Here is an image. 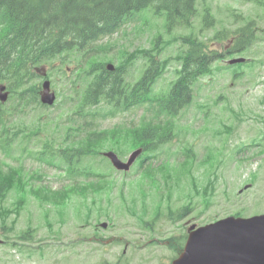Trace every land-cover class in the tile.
I'll list each match as a JSON object with an SVG mask.
<instances>
[{
	"label": "rangeland",
	"instance_id": "rangeland-1",
	"mask_svg": "<svg viewBox=\"0 0 264 264\" xmlns=\"http://www.w3.org/2000/svg\"><path fill=\"white\" fill-rule=\"evenodd\" d=\"M208 7L214 14L219 29L223 26L231 28L242 23V21H236L233 16L234 12L242 13L245 17L256 16L264 12L263 8L246 0H197L198 11L193 20V28H196L195 32L199 33V38L208 39L209 46L221 52L228 48L231 43L230 39H211L216 31L214 29L200 33L201 18L205 8ZM260 15V26L264 27L263 14ZM144 18L147 21H144ZM183 31L187 30L180 27L174 34L167 35L163 28V20L145 11L142 14H134L131 23L121 33H116L99 42L105 43L106 40H109L110 56H105V59H112L109 62L116 65L122 60V52L133 51L137 47H151L154 37L159 32L163 33L164 47L158 59H172L169 60L163 73L152 86L151 93L154 95L159 91L166 90L175 78V70L179 66L175 56L179 51L180 43L174 41V38ZM258 35L259 39L252 49L234 55V57L242 56L247 60L256 61L254 70L251 69V64L240 65L237 63L229 67L227 64L229 57L214 62L212 67L214 71L208 76L200 77L193 87L192 95L196 103L189 105L174 119L177 123V129L181 128L184 136H176L157 153L152 151V155L158 154L157 156L147 159L144 164L135 163L127 172L113 169L108 159L101 158V155H96L92 159L89 157L90 161L89 159L84 160L83 166L92 162L93 165H98L102 171H105L116 181L109 192H101L96 205H93L91 209L87 205L91 204L92 194L88 197L83 196L84 198L81 195L76 200L67 197L61 205L69 218L63 220L58 215L59 219H62L61 222L57 219L56 212L62 207L57 206L59 203L45 200L43 196L47 191L40 190L38 192L37 198L42 208L32 196L33 194H29L26 206L19 216L17 230H22L30 224L34 227L35 233L33 235H35L36 241L25 242V244L17 241V245H12L13 243L9 241L3 243L0 245V264H114L119 260L127 264H171L176 252L171 243L164 242V240L170 236H179L184 232V220L170 221L163 215L166 212V204L171 205L172 210L175 211L182 207L186 200L182 194H179L180 191L176 187H171L174 189V194L170 201H165L168 194L165 195V199L158 198L160 196L158 193H168L163 178H159L161 186H157L154 172L142 174V170L150 162H153L154 166L163 160L178 164L179 161H182L183 154L186 153L190 145L196 155L195 157H197L193 175L200 182V185L207 184L206 176H210L209 179L211 180L213 172H216L217 178L210 192V196L213 194L211 204L206 206L201 201L200 196H195L193 210L187 215V218L197 225H203L201 223L232 215L237 211L244 217L264 213V155L260 156L258 153L261 147H255L258 146L259 140L264 139V137H260V133L264 135V102L261 101V98H264V32L258 30ZM260 58L262 63L258 62ZM146 66L147 63L143 58L137 59L135 64L129 68L126 76L127 82L134 83L139 79ZM236 70H243V73L235 76ZM220 95L223 97L220 98ZM227 96L231 102L227 99L225 103ZM62 106L61 104L43 109L48 114L43 118L50 120L46 126L41 123L43 130L46 131L41 136H37L38 138H34L33 142L21 140L22 137L18 138L16 140V144H19L18 148L20 145L27 144L28 147L39 150L44 141L52 138L55 139V145H61L63 134L60 130L65 129L63 123L67 120L68 114H71L68 109ZM97 107L90 109L94 110ZM232 107L245 110L249 118L245 115L244 121L241 123L242 112L239 118L225 116L226 114L230 115ZM226 110L228 111L225 113ZM144 111L143 106H137L125 114L113 117H97V127L99 129H111L122 121L137 123ZM252 113L257 114L258 117ZM57 121L60 122V126L56 125ZM15 123L25 128L37 125L34 115L28 114L17 115ZM225 125L233 126V129L228 130ZM250 126L254 128V131L250 129ZM207 127L213 128V130L207 131ZM183 137L184 140L182 141ZM217 140L222 144L213 145V143H217ZM243 142L248 143L249 148L243 150L242 153L239 151L235 154L238 160L232 159L231 149H234V144L237 145L236 148H240L243 146ZM104 143L105 148L113 146L109 140ZM206 144L208 145L207 150ZM227 145H229V149L225 150ZM121 148L123 152L119 154L118 151L117 154L122 160H126L131 150L124 143L118 145V149ZM21 151L22 148L16 149L14 155L18 157ZM25 153L21 157L22 163L12 157H8L7 161L13 165H23L25 170L35 177L32 180L35 185L44 184L53 189H60L68 182L90 181V179L98 178L95 174L88 177L78 175L76 178H68L64 175L65 165L57 168L44 159L38 160L27 151ZM0 155L4 156L2 151H0ZM219 159L227 160L214 169L213 167L217 166ZM202 164L209 167L206 173ZM191 165L193 162L189 156L182 161V171L185 173V178L182 180L184 184L186 182L189 184L187 178L190 175ZM99 167L98 169H100ZM211 170H213L212 173H210ZM252 172H256L257 180L249 182ZM157 174L161 175L160 172ZM111 177L109 180L113 181ZM172 178L175 180L173 176ZM245 184H250L249 188L243 189ZM241 188L243 191L239 192ZM225 189L227 193H224ZM145 190L146 193H144ZM145 196L147 197L145 198ZM158 200L162 203L158 207V209L161 208V212L154 219ZM15 201L16 193L12 192L7 198L6 204L10 202L14 204ZM84 201L86 205L83 204ZM123 202L127 203L130 209H124L122 205L127 208V204H122ZM47 205L57 208L49 209L48 216L51 227L47 226L42 218V212L45 213L44 208ZM73 207L75 211L71 210ZM139 216H144L150 222L153 221L147 225L142 223L143 226H141L138 220ZM104 221L108 223L106 228L100 226V223ZM53 229H59L61 235L57 237V233H51ZM96 234L100 236L99 238L108 241L104 243L93 240L94 237H98ZM11 237L15 238L14 235ZM130 242L145 243L143 244L144 247H132ZM175 242L178 243L179 240Z\"/></svg>",
	"mask_w": 264,
	"mask_h": 264
},
{
	"label": "trees",
	"instance_id": "trees-1",
	"mask_svg": "<svg viewBox=\"0 0 264 264\" xmlns=\"http://www.w3.org/2000/svg\"><path fill=\"white\" fill-rule=\"evenodd\" d=\"M253 1L264 8V0ZM146 8L153 9L157 15L165 18L164 30L168 34H172L180 26L190 27L198 11L197 0H0V82L7 83L11 91L8 107L0 102V150L8 154L12 139L21 133L19 130L12 136L9 129L12 117L17 111L44 107L40 102V75L36 71L38 66L48 63L65 51L83 50L93 41L112 35L135 12ZM233 16L236 21L242 23L219 29L211 9L205 8L203 13L204 30H216L211 39L231 40L224 52L212 49L208 39H200L194 33L175 37L176 41L181 39L183 44L176 55L179 61V67L175 70L177 77L170 83L169 91L157 97L151 96V86L170 60L158 59L164 47L161 32L154 37L153 47L139 50L144 53L150 64L143 78L131 88L130 84L124 83L121 67L115 72H110L106 69L105 62L97 57H94L87 67H80V75L72 83V91L67 96V99L74 103L71 104L74 109L80 106L73 119H79L81 114L87 113L86 106L99 105L102 102L105 105H100L93 113L113 116L120 112H130L134 106L147 107L148 103L150 107L147 109H154L155 114L152 120L145 117L138 126L127 124L119 131L115 130L111 136L107 131L91 127L92 122L81 121L82 124L76 128V133H68L65 138L66 146L71 145L72 148L64 149L63 157L71 159L70 164L75 165L81 156L98 154L109 136L118 142V145H128L130 150L140 145L144 146L145 150H151L155 147L156 140L164 141L171 136L175 128L173 118L192 101L193 86L199 78L212 73L213 63L217 60L252 49L259 39L258 30L264 32V27L257 21L259 16L245 18L237 12L233 13ZM97 47H94V51ZM184 47L186 49H183ZM101 48L105 49L104 46ZM258 62L262 63L261 60ZM250 64L254 69L256 61L252 60ZM234 73L237 76L243 71ZM231 128L230 125L226 126L228 130ZM82 132H85L84 136L80 135ZM240 150L241 148H238L236 151ZM147 170L151 169L147 167L146 172ZM94 172L105 177V174L95 170ZM21 173L0 161V201L14 188H17L22 196L28 192L38 196L40 190L47 191L43 197L49 200H55L61 194L48 186L34 187L29 184V178L25 179ZM77 173L83 172L77 171L72 175ZM168 176L172 178V175L166 174V177ZM102 179L103 177L98 180ZM96 182L90 181L84 185L75 181L68 185L63 195H69L71 191L75 194H85L89 189L98 191L100 188L104 189L108 181L106 180L105 184ZM205 191L207 192V189ZM204 200H208L207 195H204ZM10 210V207L0 206V213L4 218ZM185 214L183 209L177 216L180 218ZM180 246L181 244L177 250Z\"/></svg>",
	"mask_w": 264,
	"mask_h": 264
},
{
	"label": "water",
	"instance_id": "water-1",
	"mask_svg": "<svg viewBox=\"0 0 264 264\" xmlns=\"http://www.w3.org/2000/svg\"><path fill=\"white\" fill-rule=\"evenodd\" d=\"M242 59L230 60V63ZM113 69L112 65L108 66ZM49 82L44 84L43 102L52 103L53 94H48ZM0 96L3 100L7 93ZM142 149L135 150L127 162L121 161L113 152H108L118 169H129ZM192 226L191 228H194ZM172 264H264V214L250 218L228 217L190 231L183 252Z\"/></svg>",
	"mask_w": 264,
	"mask_h": 264
}]
</instances>
